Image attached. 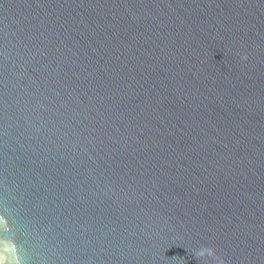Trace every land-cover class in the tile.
Here are the masks:
<instances>
[{"label": "water", "instance_id": "obj_1", "mask_svg": "<svg viewBox=\"0 0 264 264\" xmlns=\"http://www.w3.org/2000/svg\"><path fill=\"white\" fill-rule=\"evenodd\" d=\"M0 264H264V0H0Z\"/></svg>", "mask_w": 264, "mask_h": 264}, {"label": "clouds", "instance_id": "obj_2", "mask_svg": "<svg viewBox=\"0 0 264 264\" xmlns=\"http://www.w3.org/2000/svg\"><path fill=\"white\" fill-rule=\"evenodd\" d=\"M243 58H244L245 60H247V56H244ZM208 252H209L210 254H212V255H215V253L212 252V250H208ZM199 255H204V253L201 252V253H199Z\"/></svg>", "mask_w": 264, "mask_h": 264}]
</instances>
